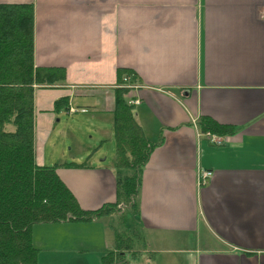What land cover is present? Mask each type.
<instances>
[{
  "label": "crops",
  "instance_id": "0c3cea01",
  "mask_svg": "<svg viewBox=\"0 0 264 264\" xmlns=\"http://www.w3.org/2000/svg\"><path fill=\"white\" fill-rule=\"evenodd\" d=\"M0 4L32 6L34 66L64 70L52 89L34 93V160L55 168L81 210L115 204L130 175L117 165L118 71L134 74L129 104L152 146L134 208L33 226L37 264H71L69 254L105 264L122 233L133 249L111 264H264V0ZM91 113L110 122L95 129L97 147L45 153L61 116ZM202 117L224 127L204 131ZM200 171L212 174L203 185Z\"/></svg>",
  "mask_w": 264,
  "mask_h": 264
},
{
  "label": "trees",
  "instance_id": "16d2710c",
  "mask_svg": "<svg viewBox=\"0 0 264 264\" xmlns=\"http://www.w3.org/2000/svg\"><path fill=\"white\" fill-rule=\"evenodd\" d=\"M64 74V70L34 66L32 6L0 4V264H37L38 251L31 236L35 225L88 221L107 212L118 214L119 203L134 208L131 201L137 196L139 169L152 146L144 141L129 104V89L123 82L125 77L134 80V74L128 70L118 71L119 87L114 92L117 165L130 169V175L118 184L117 202L83 211L54 167L36 165L34 93L53 88ZM198 126L212 132L224 127L207 117H202ZM126 235H116L117 251L109 254L105 264L125 260L133 249L134 241Z\"/></svg>",
  "mask_w": 264,
  "mask_h": 264
},
{
  "label": "rangeland",
  "instance_id": "374dc122",
  "mask_svg": "<svg viewBox=\"0 0 264 264\" xmlns=\"http://www.w3.org/2000/svg\"><path fill=\"white\" fill-rule=\"evenodd\" d=\"M35 88L37 89V86H35ZM92 116V113L89 115L73 116L72 118L61 116V124L60 126H58L59 128H56L52 133V135H56L55 139L48 146V148H45V153H47L48 155H55L56 158L66 157L68 155V147L71 146L73 154L77 153L79 155H83L82 152L86 151V148H88L89 145L90 147L95 146L96 142L98 141L97 138L99 136L95 129L100 126L105 128L110 125V122L100 116H93V118ZM73 138L76 139V142L73 141ZM95 147H97V145ZM110 149L111 151L115 150L113 143L111 144ZM105 150L106 147H104L102 151ZM102 151H100V154L103 153ZM131 204H134V200L131 201ZM118 205L119 204H117L116 208L119 209L120 214L121 208H119ZM122 205L124 207H129L124 203H122ZM125 209L127 208H124L123 210ZM128 215L129 213L127 211L125 213V218ZM126 238L130 237L126 235ZM63 257V261H66L71 264H102L101 257H99L98 255L69 254Z\"/></svg>",
  "mask_w": 264,
  "mask_h": 264
},
{
  "label": "built area",
  "instance_id": "2783aa9c",
  "mask_svg": "<svg viewBox=\"0 0 264 264\" xmlns=\"http://www.w3.org/2000/svg\"><path fill=\"white\" fill-rule=\"evenodd\" d=\"M124 81L126 83L127 82V79H124ZM133 88L135 89V87H133ZM135 93H136V91H135ZM131 103L132 104H135V103H139V102H138V100H132ZM83 112H85V110H83ZM207 136H211V135L208 133ZM212 141L217 142V143H220V140L217 139V138H215L214 136H212ZM211 175H212L211 172H208V171H200L199 174H198V181L200 182L201 185H203V184H205L208 181V179L211 178Z\"/></svg>",
  "mask_w": 264,
  "mask_h": 264
}]
</instances>
